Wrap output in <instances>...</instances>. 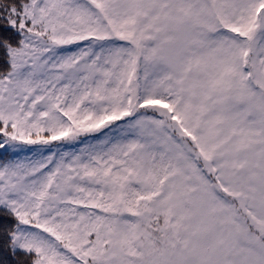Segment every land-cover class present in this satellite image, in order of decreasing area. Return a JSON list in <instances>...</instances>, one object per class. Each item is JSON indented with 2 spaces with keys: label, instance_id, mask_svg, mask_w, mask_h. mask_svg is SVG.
I'll list each match as a JSON object with an SVG mask.
<instances>
[{
  "label": "snow or ice",
  "instance_id": "6c2138e0",
  "mask_svg": "<svg viewBox=\"0 0 264 264\" xmlns=\"http://www.w3.org/2000/svg\"><path fill=\"white\" fill-rule=\"evenodd\" d=\"M0 264H264V0H0Z\"/></svg>",
  "mask_w": 264,
  "mask_h": 264
}]
</instances>
